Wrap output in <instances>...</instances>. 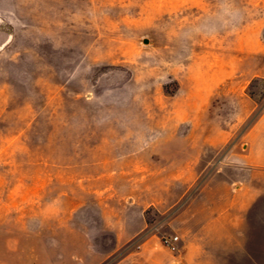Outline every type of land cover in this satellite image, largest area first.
<instances>
[{
	"label": "rangeland",
	"instance_id": "374dc122",
	"mask_svg": "<svg viewBox=\"0 0 264 264\" xmlns=\"http://www.w3.org/2000/svg\"><path fill=\"white\" fill-rule=\"evenodd\" d=\"M263 114L264 0H0V264H264Z\"/></svg>",
	"mask_w": 264,
	"mask_h": 264
},
{
	"label": "crops",
	"instance_id": "0c3cea01",
	"mask_svg": "<svg viewBox=\"0 0 264 264\" xmlns=\"http://www.w3.org/2000/svg\"><path fill=\"white\" fill-rule=\"evenodd\" d=\"M249 137L256 135V144L260 148L259 154L255 156V164H262L264 161V114L257 121L255 128L249 132Z\"/></svg>",
	"mask_w": 264,
	"mask_h": 264
},
{
	"label": "built area",
	"instance_id": "2783aa9c",
	"mask_svg": "<svg viewBox=\"0 0 264 264\" xmlns=\"http://www.w3.org/2000/svg\"><path fill=\"white\" fill-rule=\"evenodd\" d=\"M178 239V235H168L163 238V243L171 250H175L177 248Z\"/></svg>",
	"mask_w": 264,
	"mask_h": 264
},
{
	"label": "trees",
	"instance_id": "16d2710c",
	"mask_svg": "<svg viewBox=\"0 0 264 264\" xmlns=\"http://www.w3.org/2000/svg\"><path fill=\"white\" fill-rule=\"evenodd\" d=\"M256 80H257V79H253L252 81H256ZM252 81H251V82H252Z\"/></svg>",
	"mask_w": 264,
	"mask_h": 264
}]
</instances>
